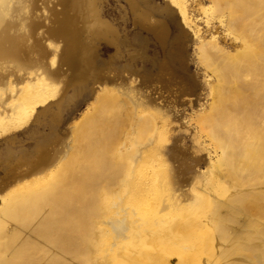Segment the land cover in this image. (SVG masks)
<instances>
[{
    "label": "bare ground",
    "instance_id": "6f19581e",
    "mask_svg": "<svg viewBox=\"0 0 264 264\" xmlns=\"http://www.w3.org/2000/svg\"><path fill=\"white\" fill-rule=\"evenodd\" d=\"M101 1L70 0L73 14L54 13L49 34L66 43L63 76L51 69L55 53L31 43L41 24L33 0H0V99L10 103L0 158L21 152V137L35 144L26 154L38 156L36 166H53L0 194V264H264V0H125L116 27ZM100 43L115 50L107 64L124 59L145 67L142 83L175 86L151 104L161 116L102 85L111 71ZM188 43L202 103L192 98ZM38 66L64 82L62 95L45 77L29 78ZM90 98L56 163L45 150L56 146L59 110ZM179 102L191 106L189 124L162 111ZM178 129L201 157L179 144ZM163 151L189 173L204 163L183 194Z\"/></svg>",
    "mask_w": 264,
    "mask_h": 264
},
{
    "label": "rangeland",
    "instance_id": "374dc122",
    "mask_svg": "<svg viewBox=\"0 0 264 264\" xmlns=\"http://www.w3.org/2000/svg\"><path fill=\"white\" fill-rule=\"evenodd\" d=\"M157 3L160 5L163 4L164 0H155ZM34 4V20L35 22H40V26L37 27V29L34 31L33 38H31V43H36L40 41V43L43 46L44 52L46 57L51 56V52L55 53V64L51 69H53L56 74L59 75H65L66 74V66L63 65L60 62V56L62 53V50L64 49V46L66 45L65 41L61 38H54L49 34V31L51 27L53 26V18H54V13L55 12H60L62 10H67L69 14H73V12L70 9V0H33ZM140 4V3H139ZM101 10H102V17L109 22V24L113 25L116 27V22L120 21L119 18V13L122 10H125L128 12L126 9V2L125 0H102L101 1ZM38 20V21H37ZM203 27L202 31H205L206 28H204L203 25H199ZM198 27V28H201ZM131 29V24L129 22V26L127 30ZM202 29V28H201ZM35 41V42H34ZM191 44L188 43L186 46V49L189 54V61L187 62L189 64L190 72L188 73L189 77L195 75L196 77V87L194 89L192 88L191 90L195 93V96H192L193 100L195 98L202 99L200 101L201 103L203 102V94H205V91L201 89V83L200 80L201 78L198 77L197 75V66L192 59V46ZM149 51L151 52H156L157 48L156 46L152 45L149 47ZM98 53L99 56L104 62L106 63L104 67L110 68V77H104L102 85L105 86L107 89H110L111 93H118L121 96L125 97L128 101L134 104L138 105H146L148 104L147 107H145L144 110H142L143 113L151 114L154 116H159L160 114L158 113L157 109L153 107L151 104L153 101L158 99L161 95L163 97H166L169 94V91L175 89V86H171L170 84H167L166 82H161L159 81L158 83H142V79L140 78L141 75L145 74V67H142L139 64H135L134 66L128 65L124 59L121 60L118 64H107L110 61V57L115 55V50L112 46H110L107 43H100V46L98 47ZM35 57H37V54H34ZM41 56V54H40ZM43 56H41L42 58ZM118 57V56H117ZM103 69V68H102ZM44 71V68L38 66L32 68L28 75L31 80L36 78L37 80L40 79L41 77H45L46 82H50L51 84L55 83L59 87V96L60 94L62 95L63 92L66 91L65 84L63 81H60L58 79H54L55 81L52 80V78L48 77L47 74ZM107 71H103V73H106ZM200 74V72H198ZM178 76L185 81L187 78L186 73H177ZM47 76V77H46ZM61 79V77H59ZM13 79H18L13 77ZM18 85H22V83L17 80ZM181 85L185 87L184 82L181 80ZM18 86V87H19ZM156 86V87H155ZM176 89H179L177 86ZM163 93H162V92ZM101 92V91H100ZM160 92V93H159ZM168 92V94H167ZM156 93V94H155ZM162 93V94H161ZM165 93V94H164ZM58 96V97H59ZM93 98L90 99H79L77 100L74 108L71 110H67L65 108H62L59 110L58 114L63 117V122L58 125V130L56 131L55 134V144L56 146L52 150L46 149L45 152H48L52 155L55 156L56 163L59 159H63L66 151L68 150L69 147V142L71 139V133L72 130L74 129V125L77 124L81 118L82 114L85 111V108L89 102H92ZM155 103H159V101H155ZM150 104V105H149ZM183 106V107H182ZM169 107V108H168ZM168 107H164L162 111H169L171 112L170 114L172 116L179 115L181 116L180 120H177V123H184V124H189L191 122V106L189 107V104H183L181 102L177 103L174 107H171L170 105ZM173 108L172 109H170ZM141 108V107H140ZM166 109V110H165ZM10 110V103L9 99L8 100H1L0 99V115L2 116L6 112ZM172 110V111H171ZM168 112V113H169ZM179 112V113H177ZM174 114V115H173ZM161 116V115H160ZM172 116L170 119H172ZM49 119H55V114H52L49 116ZM189 120V121H188ZM74 121V123H73ZM178 123V124H179ZM177 125V124H174ZM178 126V125H177ZM174 133V136L177 137L179 140L180 145H185L186 147H193L191 150L196 151V146L192 142L191 137H189L188 132L182 129L176 130ZM187 134V135H186ZM7 139V138H6ZM19 143H16V147H20L21 152H16L15 154L11 155H1L4 157L0 158V194L3 195L4 193H7L8 191L15 189L19 185L22 184H28L31 183L35 180L45 178L48 171H50L53 166L49 165H44V166H36L38 156H27L28 151L33 150L34 154V148L35 144L31 143V140L27 138H21L19 137ZM0 142V144H2ZM10 145V143H8ZM178 144V145H179ZM187 144V145H186ZM189 144V145H188ZM3 148H1L0 145V151H2ZM196 153V152H195ZM203 152H197L195 156L201 157ZM32 154V155H33ZM204 154V153H203ZM40 156V154H38ZM171 152H162L160 156L166 161V163L169 165V169L171 168L174 176L177 178V180L180 181V187L179 190L176 191L177 194H183L187 190L190 189V187L193 185L191 177L193 176V172L197 167H193L191 165V170L189 172H186L184 170V167L188 164H180V162L176 161L175 156L172 159H170ZM27 156V157H26ZM176 161V162H175ZM27 162L30 163L29 168L27 170H23L22 165ZM179 163V164H178ZM177 165H180V168H177ZM199 167L202 168L204 166L203 161H199L198 163ZM17 176H22L21 179L18 181H15ZM21 183V184H20ZM180 201L179 203H181ZM183 203V202H182Z\"/></svg>",
    "mask_w": 264,
    "mask_h": 264
}]
</instances>
